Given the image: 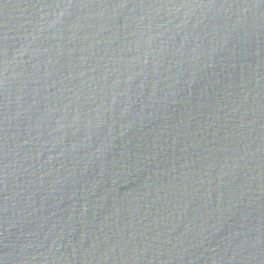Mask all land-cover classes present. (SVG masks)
I'll use <instances>...</instances> for the list:
<instances>
[{"label":"water","instance_id":"obj_1","mask_svg":"<svg viewBox=\"0 0 264 264\" xmlns=\"http://www.w3.org/2000/svg\"><path fill=\"white\" fill-rule=\"evenodd\" d=\"M0 264H264V0H0Z\"/></svg>","mask_w":264,"mask_h":264}]
</instances>
